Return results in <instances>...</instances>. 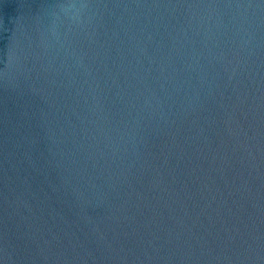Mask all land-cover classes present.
<instances>
[{
	"label": "water",
	"instance_id": "water-1",
	"mask_svg": "<svg viewBox=\"0 0 264 264\" xmlns=\"http://www.w3.org/2000/svg\"><path fill=\"white\" fill-rule=\"evenodd\" d=\"M0 264H264V0H0Z\"/></svg>",
	"mask_w": 264,
	"mask_h": 264
}]
</instances>
